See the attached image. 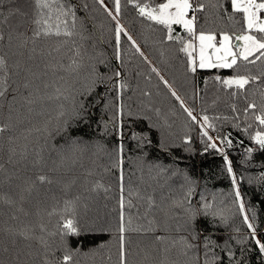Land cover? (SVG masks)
<instances>
[{"label":"trees","instance_id":"1","mask_svg":"<svg viewBox=\"0 0 264 264\" xmlns=\"http://www.w3.org/2000/svg\"><path fill=\"white\" fill-rule=\"evenodd\" d=\"M74 2L77 35L37 38L35 43L29 41L23 46L26 36L22 33L31 35V32L19 26L21 17L13 15L11 10L19 7L30 16L31 0H5L0 5V18L7 17L6 23H0V32L4 34L0 56L12 68L13 89L19 87V91L13 90L0 99V127H5L0 133V165L4 169L0 172V195L14 194L16 185L25 177L35 179L46 174L52 180L51 184H37L27 197L24 203L27 215L18 207L0 202V264H43L45 258L59 261L64 241L75 253V264H119L120 170L113 165L121 143L127 264H160L165 259L166 246L170 248L168 264H182L184 257L180 255L179 245L173 248L171 243L185 234L180 227L183 213L172 209L166 215L161 209L182 198L189 187L194 189L192 202L196 207L200 206L199 196L203 193L213 203L214 210L224 209L226 223L219 217L201 215L195 225L201 237H209L213 242L215 253L221 257L220 264H264V252L255 243L256 239L264 243V179L261 178L264 150L242 130L247 124L243 117L245 92L233 96L230 94L233 90L224 89L214 79L217 75L227 78L236 71L189 72L178 43L167 41L163 30L139 17L127 0H121L120 23L151 64L123 34L117 59L115 22L97 0ZM201 2L205 11L197 13L198 30L219 33L239 27L227 20L231 13L228 0ZM105 3L110 8L113 6L112 0ZM176 31L183 34L179 27ZM17 63L19 69L14 67ZM153 66L173 85L198 119L203 115L210 117L215 131L209 129V134L214 139L219 135L232 140V147L216 142L232 162L245 212L256 229L255 239L234 203V196L229 195L233 185L223 154L211 148L205 151L199 125L188 117L179 101L151 71ZM114 71H120L122 76L109 79ZM239 71L245 72L244 67ZM248 71L259 75L261 66L249 65ZM26 79L30 81L27 89L22 87ZM117 79L128 85L122 100L125 112H132L123 118L122 128L113 120L117 89L112 85ZM261 89H264V77L248 85L245 91L249 99L255 98L259 103ZM253 92L257 93L255 97ZM26 97L33 102L28 103ZM237 124L239 128L235 127ZM249 147L253 148L250 157L246 152ZM65 185L70 188L65 190ZM68 199L76 200L79 234L68 235L62 241L58 223L61 215H67L63 209ZM150 199L154 201L151 206ZM41 223L45 225L44 232L39 228ZM25 227L31 228L36 237L43 236L51 247L46 249L38 239L24 240L16 234ZM148 228L155 231L133 230ZM155 236H164L165 242H155ZM229 250L232 257L227 254Z\"/></svg>","mask_w":264,"mask_h":264},{"label":"snow or ice","instance_id":"2","mask_svg":"<svg viewBox=\"0 0 264 264\" xmlns=\"http://www.w3.org/2000/svg\"><path fill=\"white\" fill-rule=\"evenodd\" d=\"M5 0H0L2 5ZM231 13L227 15V20L233 21L239 25L234 31H220L217 33L212 30H204L203 28H197V13L205 11V4L201 0H127L128 4H131L137 11L139 17L151 22L150 26H159L163 32L167 41L178 43L179 52H182L186 57L187 70L191 73H196L198 69H232L236 71L235 75L223 78L219 75L215 76V81L224 89L233 90L230 94L233 96L238 95L240 92H245L246 106L243 109V117L247 122L246 127L242 130L248 134V137L259 149L264 150V89L259 91V103L255 98L249 99L247 92L245 91L250 84L257 83L264 77V0H228ZM97 3L104 9L109 17L115 22V42H116V58H120L119 45L121 41V35L127 37V40L131 42L133 48L144 58L146 62L151 64L148 57L144 52L140 50V46L128 33L123 24L120 23V15L122 11L121 0H112V7L110 8L105 0H97ZM32 14L22 12L19 7L12 9L13 15H19L21 17L20 27L30 30L31 35L22 33L26 38L22 42V46L29 41L35 43L37 38L47 37H73L77 35V16L76 5L74 0H31ZM85 7H87L85 5ZM236 14H239V20H236ZM25 17H28L25 19ZM7 17L0 18V23H6ZM179 27L182 30L176 31ZM219 36V39H218ZM4 40L3 32H0V41ZM35 53V48L32 49ZM78 54V53H77ZM261 66L259 75H252L248 71L249 65ZM75 67H79L76 61H73ZM244 67L245 72L241 73L239 69ZM16 69L20 68L17 63L14 65ZM151 71L155 73L163 85L168 89L177 101L180 103V107L187 113L188 117L195 123H197L201 129V137L204 138L206 144L205 151L209 148L216 149L223 154L225 160V168L231 179L233 185V191L229 195L234 196V203L243 217V221L247 224V227L251 230L253 239L256 236V229L249 221L248 215L245 212L244 200L241 197L239 186L237 185V177L233 172L232 162L228 160V156L223 152V149L218 147L217 140L221 145L232 147V140L227 136L221 137L219 135L214 139L209 134V129L215 131V125L211 123L208 115H203L200 119L193 114V110L186 106L184 100L178 95L177 91L171 83L163 75H161L158 68L153 66ZM10 68L7 60L0 56V99H4L11 91H19V87L13 89V83L10 82ZM18 74V73H17ZM98 78L103 79L97 74ZM122 76L120 71H114L112 77L119 78ZM95 83V81H93ZM30 85V81L24 82L22 87L27 89ZM112 87L117 89V103L113 105L115 108V115L113 120L115 125L119 128L123 127L122 120L125 115L131 116L132 112H125V105L122 100L124 90L128 87L127 83L123 79H117ZM59 91V90H57ZM150 95V93H145ZM256 92L252 93L255 97ZM31 96V93H29ZM13 99L15 97L13 96ZM28 103L33 101L28 97L25 98ZM82 107V105H81ZM233 111H236V106L233 104ZM63 115V113H61ZM238 118V117H237ZM224 119H228L224 117ZM235 127L239 128L237 124ZM249 129H252L251 133ZM5 131V127H0V133ZM122 135V134H121ZM139 139L138 137H135ZM190 143V140L187 141ZM15 154V149H11ZM124 146L121 143L116 150V160L114 167L120 170V199L119 206L120 212V224L117 229L119 233V264H127L126 250H125V232L128 229L125 226V217L123 209L125 207L124 197ZM249 157L253 152V148L246 149ZM3 165H0V172H3ZM264 179V174L261 176ZM242 179V178H241ZM52 180L46 174H39L32 179L31 177L22 178L21 183L16 185V192L9 193L4 192L0 195V202L10 207H18L20 212H27L24 208V203L27 197L36 189L37 184H51ZM70 185H65V190H68ZM194 189L189 187L184 193L182 198H178L171 202V205L167 209L162 208L167 215L172 209H178L183 213V223L180 227L184 230V235H181L179 240H174L171 243V247L179 245L180 255L184 257L182 264H220L221 257L217 255L212 247L213 242L209 237H201V233L196 229V220L199 216H212L219 217L222 222H227V218L224 216V209H215L213 203H209L207 197L202 193L199 196L200 206L196 207L192 202ZM215 201V196H213ZM150 206L154 204V201L149 200ZM128 206L131 207L130 200ZM63 212L67 215H61L58 223L59 234L61 240L68 235L79 234V224L75 217L76 212V200L68 199L64 201ZM52 215V213H49ZM131 223V220L128 221ZM150 223H152L150 221ZM41 232L46 231L45 225L41 223L39 225ZM134 231H155L154 228L148 229H133ZM24 240L38 239L45 248L51 246L47 244L43 236L36 237L31 228L25 227L19 233ZM50 235H56V233H50ZM155 242L163 244L165 242L164 236H155ZM255 243L259 245L260 252H264V243L256 239ZM63 255L62 259L55 261L45 258L43 264H75L73 257L75 253L68 249L66 241L63 243ZM165 253V259L160 261V264H168L167 253L170 251L169 247L163 249ZM191 253V255H189ZM228 256L232 257L231 250L228 251ZM54 255V253H53Z\"/></svg>","mask_w":264,"mask_h":264}]
</instances>
